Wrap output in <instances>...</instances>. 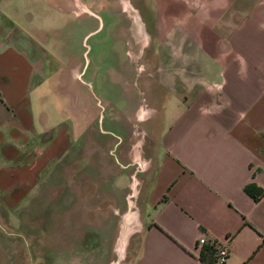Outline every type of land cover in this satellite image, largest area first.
Instances as JSON below:
<instances>
[{
    "label": "crops",
    "instance_id": "1",
    "mask_svg": "<svg viewBox=\"0 0 264 264\" xmlns=\"http://www.w3.org/2000/svg\"><path fill=\"white\" fill-rule=\"evenodd\" d=\"M28 1L0 0V211L66 155L65 103L70 84L83 83V63L67 68L66 82L48 66L47 31ZM112 3L127 20L132 54L152 46L151 60L134 66L152 105L133 111L148 130L146 184L120 237L131 151H120L117 168L92 159L93 173L79 180V252L98 245L116 255L124 245L121 264H218L209 244H196L203 237L223 246L220 264H264V0Z\"/></svg>",
    "mask_w": 264,
    "mask_h": 264
},
{
    "label": "rangeland",
    "instance_id": "2",
    "mask_svg": "<svg viewBox=\"0 0 264 264\" xmlns=\"http://www.w3.org/2000/svg\"><path fill=\"white\" fill-rule=\"evenodd\" d=\"M109 3L110 0H32L26 5L35 24L47 31L41 41L50 52L48 66L58 68L59 81L64 78L66 82L67 68L83 63V83L70 84L76 88L65 103L70 106L67 124L71 134L66 155L49 166L19 204L0 211V264H104L107 259L121 264L124 245L118 247L116 255L96 245L85 256L79 252L82 247L78 244L79 206H84L79 180L84 173H93V158L117 168L124 164L120 151L127 144L131 151V165H125L129 168L123 189L126 211L117 216L120 237H126V229L132 226L130 221L139 202L136 195L146 184L142 183V172L148 130L145 118L136 121L133 111L137 106L152 105L142 93V73L134 66L151 60L152 46L136 45L138 51L132 54L134 44L126 29L127 20ZM83 144L84 148L78 150ZM106 165L102 172L108 175L111 171Z\"/></svg>",
    "mask_w": 264,
    "mask_h": 264
},
{
    "label": "built area",
    "instance_id": "3",
    "mask_svg": "<svg viewBox=\"0 0 264 264\" xmlns=\"http://www.w3.org/2000/svg\"><path fill=\"white\" fill-rule=\"evenodd\" d=\"M197 245H204L209 244L210 248L212 249L213 256H214V262L220 264L222 263L224 256H225V250L223 246L218 241H209V243L203 239V237H197L196 239Z\"/></svg>",
    "mask_w": 264,
    "mask_h": 264
},
{
    "label": "trees",
    "instance_id": "4",
    "mask_svg": "<svg viewBox=\"0 0 264 264\" xmlns=\"http://www.w3.org/2000/svg\"><path fill=\"white\" fill-rule=\"evenodd\" d=\"M249 189H250V186H247V185H246V186L243 187V191H244L246 194H250ZM257 195H258V193H257V194H256V193H253V194H251V197H252L253 199H255ZM205 250H206V249H205ZM205 253L208 254L209 252L206 250ZM198 258H199V259H202V255H198Z\"/></svg>",
    "mask_w": 264,
    "mask_h": 264
},
{
    "label": "bare ground",
    "instance_id": "5",
    "mask_svg": "<svg viewBox=\"0 0 264 264\" xmlns=\"http://www.w3.org/2000/svg\"><path fill=\"white\" fill-rule=\"evenodd\" d=\"M128 224V223H127Z\"/></svg>",
    "mask_w": 264,
    "mask_h": 264
}]
</instances>
